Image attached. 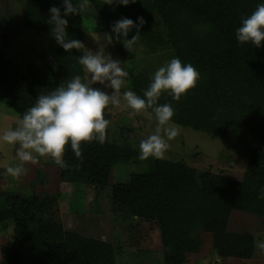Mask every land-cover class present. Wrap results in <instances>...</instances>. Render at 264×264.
Listing matches in <instances>:
<instances>
[{
	"label": "trees",
	"instance_id": "16d2710c",
	"mask_svg": "<svg viewBox=\"0 0 264 264\" xmlns=\"http://www.w3.org/2000/svg\"><path fill=\"white\" fill-rule=\"evenodd\" d=\"M261 2L264 0H136L125 7L89 0L108 34L121 17L135 21L142 16L146 23L137 42L150 53L171 48L199 71L197 86L179 101L167 94L158 101L173 106L175 124L218 139L233 137L259 144L249 150L242 181L179 162L141 161L137 151L107 141L82 143L79 159L67 149L64 159L69 167L61 168L64 182L94 187L98 192L108 189L110 200L122 205L157 204L164 264H185L189 255L198 253L202 243L197 232L207 220L219 218L223 209L264 218V199L260 198L264 189V48L242 45L235 35L241 18ZM54 5L62 7L61 0H28L25 27L51 35L47 21ZM82 14L68 17L67 39L84 42ZM158 26L164 32L157 31ZM134 34L135 29L129 38ZM109 37L123 61L134 59L122 39L115 34ZM55 46L53 71L23 70L0 50V104L21 117L40 94L75 75L84 77L78 62L83 48L65 52L56 41ZM150 81L149 76L139 74L132 81V90L143 97ZM145 111L154 114L151 109ZM124 166L143 167L144 171L127 182L112 184L114 170ZM57 201L53 195L0 193V224L4 229L11 223L15 226L13 242L1 248L2 264H116L112 244L65 229L55 218Z\"/></svg>",
	"mask_w": 264,
	"mask_h": 264
},
{
	"label": "rangeland",
	"instance_id": "374dc122",
	"mask_svg": "<svg viewBox=\"0 0 264 264\" xmlns=\"http://www.w3.org/2000/svg\"><path fill=\"white\" fill-rule=\"evenodd\" d=\"M27 2L0 0V50L23 70L53 71L57 58L55 39L45 32L25 27ZM82 13L83 44L93 51L104 46L106 53L108 51L113 58L119 59L129 73L127 87L131 90L135 76L145 74L151 79L159 66L178 57L171 48L150 53L137 42L131 48L134 59L125 62L113 47L89 0ZM156 30L164 32L162 26L156 27ZM83 75H86L84 71ZM95 87L102 88L99 84ZM105 118L110 120L105 141L137 152L140 140L152 134L156 127L154 114L145 110L134 114V110L123 100L119 106L110 105L105 111ZM19 119L13 109L0 104V131L15 127ZM175 125L178 135L168 142L170 147L161 160L183 163L198 171L236 181L243 180L248 168L249 150L259 146L258 143L233 137L218 139ZM17 147L0 143V193L29 197L57 196L55 218L68 231L112 244L116 250V264H164L156 203L141 201L122 205L110 200L108 189L98 192L94 187L66 183L61 178V168L50 158H40L35 164H27V173L13 178L6 173V167L18 163ZM143 171V167L137 166L118 167L113 172L112 184L127 182L132 175ZM261 233H264V218L223 209L219 218L207 220L203 229L197 232L202 246L198 253L187 257L185 264H264V255L255 247V240ZM14 237L13 223L8 229L0 224V264L1 248L10 245Z\"/></svg>",
	"mask_w": 264,
	"mask_h": 264
},
{
	"label": "clouds",
	"instance_id": "9594fccd",
	"mask_svg": "<svg viewBox=\"0 0 264 264\" xmlns=\"http://www.w3.org/2000/svg\"><path fill=\"white\" fill-rule=\"evenodd\" d=\"M61 3L62 7L54 5L49 10L47 23L51 26V35L65 52L85 49L78 62L86 75L83 78L75 75L47 94H40L34 104L23 112L15 127L0 131V143L18 146V163L7 166L6 173L19 178L27 173V164H35L40 158H50L60 168L69 167L64 159L69 147L79 159L82 157V143L105 142L110 125L105 111L110 105L119 106L121 100L134 110V114L146 109H151L155 114V131L140 140L138 159L164 158L170 147L168 142L177 137L178 128L173 120V106L158 101L165 94L179 101L197 86L199 71L191 63L173 57L158 67L141 97L127 87L129 73L121 66L119 59L105 52L104 46L93 51L78 39L66 38L68 17L79 15L87 0L78 4H74L73 0H61ZM104 3L127 7L136 0H104ZM145 23L142 16L135 21L123 16L112 23L111 33L107 36L115 34L129 50L137 44ZM134 29L135 34L129 38ZM235 35L242 45L264 48V2L259 3L250 15L241 18ZM97 84L102 88L95 87ZM260 198L264 199V189H261ZM255 247L264 255V233L258 234Z\"/></svg>",
	"mask_w": 264,
	"mask_h": 264
}]
</instances>
